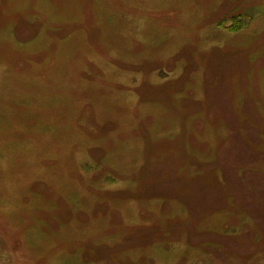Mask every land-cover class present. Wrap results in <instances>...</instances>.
Instances as JSON below:
<instances>
[{"label":"rangeland","instance_id":"obj_1","mask_svg":"<svg viewBox=\"0 0 264 264\" xmlns=\"http://www.w3.org/2000/svg\"><path fill=\"white\" fill-rule=\"evenodd\" d=\"M0 264H264V0H0Z\"/></svg>","mask_w":264,"mask_h":264},{"label":"trees","instance_id":"obj_2","mask_svg":"<svg viewBox=\"0 0 264 264\" xmlns=\"http://www.w3.org/2000/svg\"><path fill=\"white\" fill-rule=\"evenodd\" d=\"M63 6H65V5H63ZM225 55L226 56L223 58L224 60H222L221 63H220L221 66H224V69L227 68L230 65L229 62H234V61L237 62V59L240 58L241 53L239 51H235L233 53H226ZM235 62H234V64H235ZM227 64H229V65H227ZM219 68L223 69L221 67H219ZM225 76L227 77V73L223 77H221V76H219V77L224 78ZM229 85L230 84H229V78H228L226 80V82L224 83V85H223V89L226 90V91L230 90V86ZM231 114H233L235 116L234 112H231ZM255 123H256V129H257V122H255ZM256 137H257V134H256ZM256 137H255V139H256Z\"/></svg>","mask_w":264,"mask_h":264},{"label":"flooded vegetation","instance_id":"obj_3","mask_svg":"<svg viewBox=\"0 0 264 264\" xmlns=\"http://www.w3.org/2000/svg\"><path fill=\"white\" fill-rule=\"evenodd\" d=\"M34 27V26H33ZM17 61V59L15 60V62Z\"/></svg>","mask_w":264,"mask_h":264}]
</instances>
